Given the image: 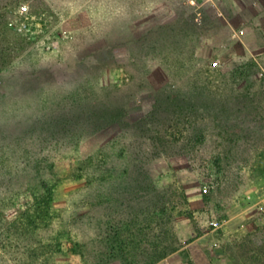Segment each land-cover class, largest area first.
<instances>
[{
    "label": "rangeland",
    "instance_id": "obj_1",
    "mask_svg": "<svg viewBox=\"0 0 264 264\" xmlns=\"http://www.w3.org/2000/svg\"><path fill=\"white\" fill-rule=\"evenodd\" d=\"M261 205L264 0H0V264H147L200 236L264 264Z\"/></svg>",
    "mask_w": 264,
    "mask_h": 264
},
{
    "label": "trees",
    "instance_id": "obj_2",
    "mask_svg": "<svg viewBox=\"0 0 264 264\" xmlns=\"http://www.w3.org/2000/svg\"><path fill=\"white\" fill-rule=\"evenodd\" d=\"M63 109H64V107L62 108V110ZM86 112H87V114H89V116H92V117L96 116V115H94V111L93 110H88ZM48 113L49 114H51V113L53 114L54 111L53 110H49ZM69 121H74V120H70L69 118H66L65 120L61 121L60 124H61V128L63 130L59 131V133H58L59 135H57L56 132L49 131V128H51V126L52 127H54V126L52 125L53 124L52 121L51 122L50 121H46L42 125V127L40 129V130L43 131V132H41L43 134V139L40 140L41 143H43V144H47V143L50 144L52 142H59L60 144L63 143L64 142V138L67 136V134H69V130L67 128ZM35 129L36 130H39L38 128H35ZM34 133L37 135L36 132H34ZM45 155L47 156V154H44L43 155V158L40 159V160H45V158H47ZM61 155H62L61 153L57 154L58 157L61 156ZM133 157H137V154H134ZM37 159L38 158H35V161L37 162L36 165L30 166L26 170H28V171H34L35 174L38 173L39 170L42 167H39V163H38V160ZM106 168L107 169H106L105 172L111 173L112 167L111 166H108ZM136 171H137V175H133L134 172H130L127 168H124L123 170H121V173L126 178L125 179V182H122L123 183V186L128 185L129 181H135L136 178H137V176H139V175L140 176H142V175L143 176H147L146 171L144 172V170H140V168H136ZM135 188H138V189H135ZM140 190L141 189L138 186L137 187H134V189L131 192L126 193V195L128 196L129 199H131L132 197H135L136 192H140ZM123 192H124V190H123ZM108 196H109V198H112L113 197L112 194H109ZM91 200H93V199H90V202H91ZM93 201H94V203H92L93 205H91V207L94 206V205H97L96 200H93ZM36 209H38L41 212V216H44V218L45 217H48L49 214H50V210H51V201H50V199H45V197H40L37 200ZM95 222L98 224V226H96V227L97 228H100L99 231L102 230V232H106L107 230L109 231V230H113L114 229V233H113L114 236H118L119 235V230H120L121 227L124 226V228H127V226H129L131 224V221H129V222L127 221L126 223H122V224L119 223V222H114V221L111 220L110 217H107L103 221L100 220V219H97ZM178 247H179V245L173 246V247L168 248V249L166 247L160 248L155 253V255H152L153 258H150V260H149V262L147 264H150V263L152 264L154 261H158V260L164 258L170 252L175 251ZM123 253H124V250H123Z\"/></svg>",
    "mask_w": 264,
    "mask_h": 264
},
{
    "label": "crops",
    "instance_id": "obj_3",
    "mask_svg": "<svg viewBox=\"0 0 264 264\" xmlns=\"http://www.w3.org/2000/svg\"><path fill=\"white\" fill-rule=\"evenodd\" d=\"M188 6L190 7V5ZM260 207H262V209ZM259 209L264 210V207L261 205L259 206ZM248 236L252 240L250 242L252 250L256 249L259 252L261 250H264V225H261L255 231L250 232ZM201 238L202 236L196 238L193 241L184 243L175 251L158 260L154 264H171V261H174L172 264H185L180 262L182 261V258L180 255H178L179 252L187 257V261H190V264H217L218 262H221L223 264H230L231 257L229 256V253L226 254V250L222 247V245L216 242L201 243L200 241H198ZM174 255H178L179 260H169V256ZM178 261L180 263H178Z\"/></svg>",
    "mask_w": 264,
    "mask_h": 264
},
{
    "label": "built area",
    "instance_id": "obj_4",
    "mask_svg": "<svg viewBox=\"0 0 264 264\" xmlns=\"http://www.w3.org/2000/svg\"><path fill=\"white\" fill-rule=\"evenodd\" d=\"M22 10L24 11V10H26V8L23 7ZM260 208L262 209V207H260ZM211 224H212L214 227H218V226H219V222H217V221H212Z\"/></svg>",
    "mask_w": 264,
    "mask_h": 264
}]
</instances>
